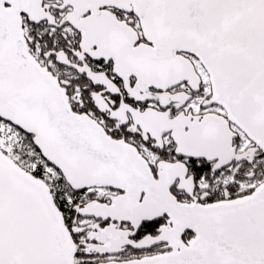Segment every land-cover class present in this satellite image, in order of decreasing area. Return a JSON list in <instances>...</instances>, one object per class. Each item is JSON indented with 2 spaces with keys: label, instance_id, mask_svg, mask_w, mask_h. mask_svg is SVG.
Returning <instances> with one entry per match:
<instances>
[{
  "label": "snow or ice",
  "instance_id": "6c2138e0",
  "mask_svg": "<svg viewBox=\"0 0 264 264\" xmlns=\"http://www.w3.org/2000/svg\"><path fill=\"white\" fill-rule=\"evenodd\" d=\"M0 264H264V0H0Z\"/></svg>",
  "mask_w": 264,
  "mask_h": 264
}]
</instances>
